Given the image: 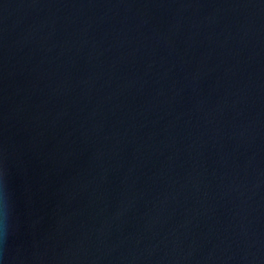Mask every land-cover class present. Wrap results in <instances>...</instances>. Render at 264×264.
I'll list each match as a JSON object with an SVG mask.
<instances>
[{
	"label": "water",
	"instance_id": "1",
	"mask_svg": "<svg viewBox=\"0 0 264 264\" xmlns=\"http://www.w3.org/2000/svg\"><path fill=\"white\" fill-rule=\"evenodd\" d=\"M2 264H264V0H0Z\"/></svg>",
	"mask_w": 264,
	"mask_h": 264
},
{
	"label": "clouds",
	"instance_id": "2",
	"mask_svg": "<svg viewBox=\"0 0 264 264\" xmlns=\"http://www.w3.org/2000/svg\"><path fill=\"white\" fill-rule=\"evenodd\" d=\"M0 264H2V261H0Z\"/></svg>",
	"mask_w": 264,
	"mask_h": 264
}]
</instances>
